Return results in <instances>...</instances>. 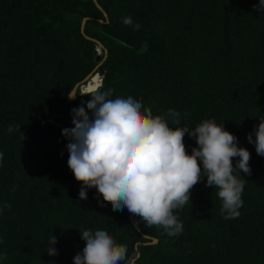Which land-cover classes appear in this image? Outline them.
<instances>
[{"label":"trees","instance_id":"trees-1","mask_svg":"<svg viewBox=\"0 0 264 264\" xmlns=\"http://www.w3.org/2000/svg\"><path fill=\"white\" fill-rule=\"evenodd\" d=\"M97 2L107 17L93 0H0V264H73L80 231L97 228L126 246L121 264H264V156L247 139L264 119L260 0ZM85 35L107 49L99 66L104 53ZM94 68L102 91L134 95L154 115L175 109L190 130L215 120L237 137L251 169L240 171L239 216L220 215L203 177L175 211L183 225L175 236L113 210L95 188L79 198L62 130L91 98L77 86L68 101L69 92ZM184 144L190 153L196 141L185 133ZM52 235L58 254L49 256Z\"/></svg>","mask_w":264,"mask_h":264},{"label":"clouds","instance_id":"clouds-1","mask_svg":"<svg viewBox=\"0 0 264 264\" xmlns=\"http://www.w3.org/2000/svg\"><path fill=\"white\" fill-rule=\"evenodd\" d=\"M260 6L264 7V0ZM123 22L131 24L132 20L126 17ZM102 87L80 94L91 98L86 106L71 110L73 127L62 130L69 141L67 166L81 183L80 199H87V189L95 188L113 210L126 208L146 225L175 236L183 230L175 211L189 204L191 189L203 177L206 186L217 189L220 215L224 219L239 216L246 181L240 171L251 174L250 152L237 146V137L223 123L205 119L190 130L181 124L175 109L154 115L136 96L121 97L115 89L102 91ZM68 95L74 97L70 92ZM254 132L255 139L251 134L247 139L254 143L256 153L264 156V119H259ZM185 133L196 141L190 153L184 144ZM80 233L84 247L73 257V264H121L126 259V246L107 230ZM56 242L52 235L46 250L49 256L58 254L52 247Z\"/></svg>","mask_w":264,"mask_h":264},{"label":"water","instance_id":"water-1","mask_svg":"<svg viewBox=\"0 0 264 264\" xmlns=\"http://www.w3.org/2000/svg\"><path fill=\"white\" fill-rule=\"evenodd\" d=\"M93 1L95 2L96 6L100 10H102L103 14L107 17V13L103 10V8L100 6V4L97 2V0H93ZM87 19H89V17H84L82 19L81 27H83V25H84V23H85V21ZM91 19L98 20L100 22H107V21H103L102 19H98L96 17H92ZM85 36H86V38L92 39L94 42H96V44H97L96 49H97V52L98 53H101V52L104 53L103 59L97 65V66H99V64L106 59L107 49L104 47V45L98 39L90 38L87 35H85ZM101 82H102V78L99 77V74L96 73V68H94L82 81H80L79 83H76L75 84V86L73 87V89L70 91L71 94H74V97L73 98H69V95H68L67 96V100L68 101H73V100L76 99V89H77V86H80L81 87V93H84V92L93 91L96 87H98V86L101 85ZM51 122H53L52 119H51ZM58 125H60V124H58ZM146 237H148V236H146ZM157 241H158L157 238L153 237L152 238V242H150V243H156Z\"/></svg>","mask_w":264,"mask_h":264}]
</instances>
